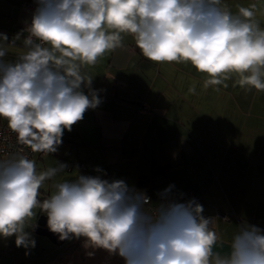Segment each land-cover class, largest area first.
I'll return each instance as SVG.
<instances>
[{
  "label": "clouds",
  "instance_id": "1",
  "mask_svg": "<svg viewBox=\"0 0 264 264\" xmlns=\"http://www.w3.org/2000/svg\"><path fill=\"white\" fill-rule=\"evenodd\" d=\"M30 24L11 40L0 33V118L32 153H56L64 131L100 104L91 89L93 66L131 35L156 63H190L206 74L203 87L233 74L241 88L264 92V28L255 5L233 13L223 0H36ZM23 36V53L7 59ZM83 88H88L85 94ZM195 94V86L189 88ZM67 164L37 172L28 155L0 158V237L17 247L36 241V209L61 241L84 238L124 264H264V230L241 222L224 240L218 217H205L195 198L180 202L173 185L153 205L146 192L122 179L76 174L57 179ZM95 171L102 173L97 168ZM52 182L41 200L40 189ZM182 195V194H181ZM227 220V218H225ZM29 254L28 251L25 253Z\"/></svg>",
  "mask_w": 264,
  "mask_h": 264
},
{
  "label": "crops",
  "instance_id": "2",
  "mask_svg": "<svg viewBox=\"0 0 264 264\" xmlns=\"http://www.w3.org/2000/svg\"><path fill=\"white\" fill-rule=\"evenodd\" d=\"M23 1L0 0V33L9 40L31 22L33 8ZM223 2L233 13L255 5V19L264 28V0ZM23 36L7 59L23 53ZM122 44L83 69L93 76L91 89L100 104L88 109L71 131H64L56 153L33 158L37 172L59 161L68 168L57 179H74L77 173L122 179L148 193L152 204L169 185L174 186L172 192L191 185L205 217L215 209L227 215L216 225L224 240L241 222L264 230V92L241 88L235 74L225 81L227 87L205 89L208 77L190 63L150 61L128 34ZM193 86L195 94L189 92ZM83 91L89 93L88 88ZM0 124L8 126L3 118ZM81 162L83 174L76 166ZM51 185L49 181L42 186L40 197L52 193ZM35 211L34 225L40 215ZM32 235L35 240L42 236ZM3 243L16 252L10 256L12 264L19 254L23 264H36L34 258H24L25 248L16 246L15 236L3 238Z\"/></svg>",
  "mask_w": 264,
  "mask_h": 264
},
{
  "label": "rangeland",
  "instance_id": "3",
  "mask_svg": "<svg viewBox=\"0 0 264 264\" xmlns=\"http://www.w3.org/2000/svg\"><path fill=\"white\" fill-rule=\"evenodd\" d=\"M3 238L4 237H0V243L2 242L0 250L2 248L4 249L2 257L0 255V261H10L9 264H12L14 259L10 256L16 254V252H13L9 246H3ZM35 241V247L30 250L24 249L25 252L23 256L25 259L34 258L32 261H35L36 264H124L122 258L118 256H109L103 249H95L94 255L88 256L87 252L93 251V249H85L83 242H79L75 247H70L69 245L64 247L65 243L69 241L67 240L66 242L64 241L61 246L57 247L45 236H38ZM68 247L75 250L71 251ZM26 251H28L29 254L26 255ZM44 254L46 255L41 257Z\"/></svg>",
  "mask_w": 264,
  "mask_h": 264
},
{
  "label": "built area",
  "instance_id": "4",
  "mask_svg": "<svg viewBox=\"0 0 264 264\" xmlns=\"http://www.w3.org/2000/svg\"><path fill=\"white\" fill-rule=\"evenodd\" d=\"M22 4L33 8V11H35L37 7L36 0H32L31 2L24 0ZM27 26L28 23L22 27L23 30L26 29ZM24 34L26 36L27 32H24ZM18 152L28 155L29 158L32 160L37 154H39L32 153L27 146L19 144L16 138V134L13 133L8 126L0 124V158H5L10 154H15ZM76 166L78 167L80 173L83 174V171L85 170L84 163H78L76 164ZM146 194L150 198V195L148 193ZM174 195L179 199L180 202H185L189 199L195 198V193L192 187L179 190ZM159 202L160 200L153 205H156ZM210 217H218L220 220H225V218H227V215L225 213L220 212L218 209H215V213L213 212Z\"/></svg>",
  "mask_w": 264,
  "mask_h": 264
},
{
  "label": "water",
  "instance_id": "5",
  "mask_svg": "<svg viewBox=\"0 0 264 264\" xmlns=\"http://www.w3.org/2000/svg\"><path fill=\"white\" fill-rule=\"evenodd\" d=\"M46 223H47V216L45 214H40L36 219L35 228L34 230H32L33 233H35L36 235L39 234L45 236L48 239H50L53 244L61 246V244H63L65 240L61 241L57 234L52 233L48 229V227H46Z\"/></svg>",
  "mask_w": 264,
  "mask_h": 264
},
{
  "label": "trees",
  "instance_id": "6",
  "mask_svg": "<svg viewBox=\"0 0 264 264\" xmlns=\"http://www.w3.org/2000/svg\"><path fill=\"white\" fill-rule=\"evenodd\" d=\"M32 1V0H31ZM30 24V23H28ZM192 187L194 193H195V197L197 195V192L194 190V187L193 186H188V187H184V188H178V190H173V194H175L176 192H178L179 190H182V189H186V188H190ZM41 200L45 199V197H39ZM157 203V202H156ZM40 214H42L40 212ZM84 238H80V239H73L72 241H69L68 243L65 244L64 247H66L67 245H69L70 247H75L79 242H83ZM68 249H70L68 247ZM71 251L75 250V249H70ZM23 261L24 259L22 258V254H19L18 258L16 259V263L14 264H23ZM0 264H4V263H0Z\"/></svg>",
  "mask_w": 264,
  "mask_h": 264
},
{
  "label": "flooded vegetation",
  "instance_id": "7",
  "mask_svg": "<svg viewBox=\"0 0 264 264\" xmlns=\"http://www.w3.org/2000/svg\"><path fill=\"white\" fill-rule=\"evenodd\" d=\"M46 227H47V223H46ZM57 235H58V234H57ZM66 241H67V240H65V242H66ZM69 241H71V240H69ZM69 241H68V242H69ZM68 242H67V243H68ZM65 244H66V243H65ZM55 246L59 247L58 245H55Z\"/></svg>",
  "mask_w": 264,
  "mask_h": 264
}]
</instances>
